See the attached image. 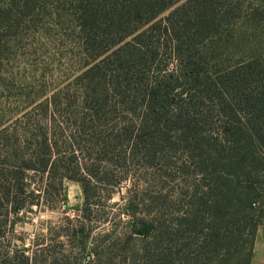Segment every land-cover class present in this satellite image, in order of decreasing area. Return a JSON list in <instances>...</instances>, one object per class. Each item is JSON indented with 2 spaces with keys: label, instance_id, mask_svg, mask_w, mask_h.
<instances>
[{
  "label": "trees",
  "instance_id": "trees-1",
  "mask_svg": "<svg viewBox=\"0 0 264 264\" xmlns=\"http://www.w3.org/2000/svg\"><path fill=\"white\" fill-rule=\"evenodd\" d=\"M76 10L83 46L99 60L82 88L103 89L56 93L0 129V217L53 210L63 179L77 181L83 207L66 235L86 251L91 229L116 222L99 213L103 194L113 192L97 183L121 187L139 162L158 187L177 171L180 189L146 198L128 187L117 215L132 220L121 239L127 249L141 236L152 264L238 263L264 223V50L251 45L232 64L225 53L230 41L250 44L244 25L264 30V0H80ZM86 155L92 162L82 177ZM140 205L152 216L138 227ZM113 234L101 231L89 250L99 264L119 244ZM131 252L127 264H138Z\"/></svg>",
  "mask_w": 264,
  "mask_h": 264
},
{
  "label": "rangeland",
  "instance_id": "rangeland-1",
  "mask_svg": "<svg viewBox=\"0 0 264 264\" xmlns=\"http://www.w3.org/2000/svg\"><path fill=\"white\" fill-rule=\"evenodd\" d=\"M79 2L80 0H0V129L12 124L14 126L16 120L56 93L83 96L103 89L101 82H95L91 89L82 88L83 83L86 84L84 81L90 80L85 77V71L99 60L93 61L90 48L83 46L84 34L80 31L78 21L80 13L76 10ZM242 30L246 33L245 40L250 44L246 49H241L240 39L228 42L231 50L225 55L231 59V64L238 63L243 56L253 53L248 50L251 45L264 50V30L253 31L254 26L246 25ZM252 32L254 35L248 37L247 34ZM94 81H97V77ZM91 162L86 155L82 161V177L86 176L85 167ZM106 171L111 173L114 170L108 166ZM129 172L131 180L124 182L121 187L115 186L113 182L97 183L102 193L107 188L113 192L111 199H106V193L103 194L99 213L104 211L116 216V222L113 224L112 221L109 225L106 223L102 229H91L86 251L72 248L75 244H71L66 235V230L76 227L77 220L80 219L84 197L77 181L64 178V198L49 202L53 210L43 205L18 215L11 214L8 219L0 217V264H26L27 257L30 258L28 264H99L98 260L90 256L89 250L94 248L96 240L102 241L99 239L101 231L108 232L112 229L113 237L118 239L119 244L112 241V247L107 253H102L99 261H103V264H127L126 257L131 250L134 255L138 252V264H152L143 259L146 255L142 248L146 240L143 242L141 236H137L128 249L121 241L123 233L130 232V222L132 223L126 217L122 223L118 221L119 207L124 205L121 197L126 196L128 187L136 186L146 198L149 193L152 196L158 193L173 198L176 197L174 193L180 189L181 178L177 171H173L172 178L164 177L158 187L150 178L153 171L141 163L131 165ZM42 178L43 176L33 177L32 184L39 185ZM153 210H157L158 215L162 214L159 206H155ZM147 216L152 215L148 214L147 207L140 205L137 212L138 227H141L142 219L148 218ZM66 218L71 220L72 225ZM153 255V260L157 261V253ZM247 259L250 264H264V223L258 228L250 251L236 264H245ZM213 263L217 261L202 262ZM174 264L186 263L177 259Z\"/></svg>",
  "mask_w": 264,
  "mask_h": 264
}]
</instances>
